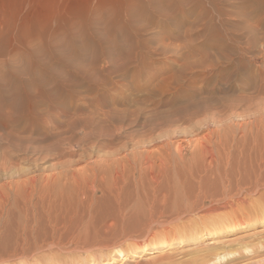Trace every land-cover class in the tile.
Masks as SVG:
<instances>
[{"label": "rangeland", "instance_id": "374dc122", "mask_svg": "<svg viewBox=\"0 0 264 264\" xmlns=\"http://www.w3.org/2000/svg\"><path fill=\"white\" fill-rule=\"evenodd\" d=\"M1 1L0 184L60 162L88 169L67 182L73 195L45 209L35 199L27 218L13 191L0 264H264L259 195L205 217L183 211L193 197L165 199L166 180L154 197L139 177L115 182L111 169L94 168L143 139L146 120L184 89L225 99V117L264 111V0H127V11L99 0ZM204 120L182 130L203 134ZM58 131L61 160L30 153ZM231 219L237 227L223 221Z\"/></svg>", "mask_w": 264, "mask_h": 264}, {"label": "bare ground", "instance_id": "6f19581e", "mask_svg": "<svg viewBox=\"0 0 264 264\" xmlns=\"http://www.w3.org/2000/svg\"><path fill=\"white\" fill-rule=\"evenodd\" d=\"M4 1L13 3L11 0ZM114 1L99 0L98 2L102 6H113L120 11L127 5V0ZM0 3L3 4L2 1ZM184 90L172 96L169 109L153 114L146 120L144 123L146 127L143 126V129L145 128L149 133L144 131L146 136L143 139L133 142L131 148H125V152H118L116 157L98 159L94 162V168L103 172L111 169L110 174L115 182L129 181L139 177L142 182L147 183L146 187L153 192L154 197L158 196L156 193L163 189L162 179L166 180L168 188L165 190V199H173L174 206H177L181 201L193 197L192 204L185 206L183 211L202 213L205 217L221 211L229 212L237 203L248 200L253 195H259L260 199H264V111L253 112L254 114L245 113L240 116V119L225 117L226 115L224 116L218 108L222 105V98L220 100L210 95L201 96L202 94L198 92ZM201 118L205 119L201 123L204 129L200 127L203 129V134L190 136L189 132L182 130L184 125L195 129V122ZM173 127L175 128L172 129ZM73 128L68 129L70 131ZM157 130L163 131L157 134L159 132ZM59 131L56 142L36 146L30 153L45 156L56 154L57 160H61L65 152L60 151V146L63 144L62 140L60 141L62 133ZM62 132L64 135V130ZM91 135L85 132L83 140H88ZM158 140H162L161 144H158ZM65 145L70 150L68 154L72 156V151L75 149L73 144L68 141ZM77 162L68 163V167L77 165ZM86 169L88 168L84 167L68 172L65 164L60 162L53 166L52 173L26 176L15 182L9 180L0 184V220L7 204L13 198V191L16 192L20 202H23L20 213L27 218L35 212L38 203L45 209L47 206H53L55 200H63L68 194L70 196L72 192L68 191V193L67 189L71 186H68L67 182H70L69 180L75 182L77 175L86 172ZM35 199L38 203L34 202ZM262 213L264 216V209ZM223 221L229 223L231 227H237L239 220ZM212 224L214 223H205L201 232L209 231ZM165 245V242L159 245L154 244L152 250H160ZM118 256L125 258L126 252L118 250Z\"/></svg>", "mask_w": 264, "mask_h": 264}]
</instances>
